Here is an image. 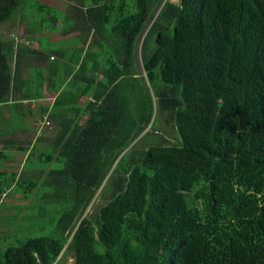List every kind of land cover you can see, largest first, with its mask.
<instances>
[{"label": "trees", "instance_id": "1", "mask_svg": "<svg viewBox=\"0 0 264 264\" xmlns=\"http://www.w3.org/2000/svg\"><path fill=\"white\" fill-rule=\"evenodd\" d=\"M21 3L0 0V25ZM82 15L63 31L91 36L64 72L27 40L0 34V105L11 121L44 83L60 89L45 109L51 130H35L28 154L37 153L0 192L26 199L48 189L41 198L64 204L50 235L6 247L0 264L67 255L70 264H264V0H91ZM22 56L46 66L22 69ZM158 120L177 140L136 148ZM51 161L59 165H32ZM98 190L107 200L89 212Z\"/></svg>", "mask_w": 264, "mask_h": 264}, {"label": "crops", "instance_id": "2", "mask_svg": "<svg viewBox=\"0 0 264 264\" xmlns=\"http://www.w3.org/2000/svg\"><path fill=\"white\" fill-rule=\"evenodd\" d=\"M87 4L84 0H22L19 11L11 22L12 25H15V29H9L8 31L1 30L0 34L9 35L13 33L21 40H27L28 47L46 53L49 60H57V63L62 67V71L64 65L71 64L69 63V57L72 50L82 48L81 54H83L87 47L91 32L79 34L78 30L63 31L65 23L85 20L82 10H84ZM43 36L48 38L54 46L53 50L48 51L49 53L45 51L40 41V38ZM11 63L13 64V60ZM20 65L22 69L26 67L35 69L36 66H40L39 68L42 69V67L46 66V61L39 62L31 56H22L20 58ZM72 66L74 69L77 68V64H73ZM64 71L65 69H63ZM46 75L47 71H44L45 78ZM57 92L48 90L46 83H44L41 88V97L21 102L23 106H27L28 111L19 117V123L11 121L14 116H12V109H9L7 104L0 105L1 181L13 183V174L19 172L27 156L26 154L30 150V147L35 144L38 137L34 122L37 118L45 117V109L51 106ZM82 100L83 97H79L78 102ZM43 135L47 136L48 133H44ZM38 145H41V143L38 142ZM16 151L25 153L24 158L19 163L18 169H16L13 162L17 157ZM14 194L11 187H5L0 192V204H4L3 200L5 198L12 199Z\"/></svg>", "mask_w": 264, "mask_h": 264}, {"label": "rangeland", "instance_id": "3", "mask_svg": "<svg viewBox=\"0 0 264 264\" xmlns=\"http://www.w3.org/2000/svg\"><path fill=\"white\" fill-rule=\"evenodd\" d=\"M85 2L89 3L91 0H84ZM117 3L121 2V0H116ZM125 7H129L132 4V0H122ZM172 3H177L178 0H168ZM159 9H157L154 14L153 18L156 17ZM151 14V10H150ZM14 19V16L3 22L0 25V31H8L9 29H15V25H12L11 22ZM153 20V19H152ZM149 21L148 26L152 22ZM65 23L64 25H66ZM147 30V28H146ZM146 30L141 34L138 38L137 45L135 47V68L139 70L141 64V54H140V45L142 39L146 33ZM153 38V37H152ZM153 40V39H152ZM40 41L43 45V48L47 53L48 51L53 50V44L43 36L40 38ZM72 42V40H70ZM73 43V42H72ZM108 47L106 52L111 51L110 41L108 43ZM105 47V48H106ZM153 48V41H150L146 45V53L145 55H149ZM92 49H96L99 51L97 47H93ZM58 62V61H57ZM137 72V71H135ZM61 76L64 77V74L61 72L60 75L57 77L58 81L61 80ZM135 82L138 85V88H141L143 85L142 77L135 73ZM147 84V82H145ZM36 127V126H35ZM155 132H149L146 134L136 146V148H145L150 144H158L160 141L165 142L166 144H170L171 142H175L177 140V136L173 128L169 124H165L161 120H158L154 125ZM50 135L44 137V141L48 140ZM37 153V150L34 149L30 151V153L26 154L27 156L34 157ZM15 154L17 157L14 159V164L16 169L19 168V163L24 158L25 153L16 151ZM38 168L48 169L57 167L59 164L55 161H51L48 164L43 162L33 163ZM48 189H39L37 190V195H29L28 198L22 199L18 193H15L13 198H5L3 200L4 204H0V254L4 251V249L8 246H18L20 245L25 239L28 237L34 236H45L50 235L53 232V223L55 218L57 217L59 211L63 207L62 201L56 200L54 202H50L47 198H41L40 195H45L48 193ZM107 197L98 190L94 198L92 199L91 203L87 211L95 212L101 205L105 203ZM8 205V206H7ZM18 206L20 208L18 209ZM4 228L3 230H1ZM71 255H67L60 264H70L72 262Z\"/></svg>", "mask_w": 264, "mask_h": 264}, {"label": "built area", "instance_id": "4", "mask_svg": "<svg viewBox=\"0 0 264 264\" xmlns=\"http://www.w3.org/2000/svg\"><path fill=\"white\" fill-rule=\"evenodd\" d=\"M15 40L17 37H13ZM25 44H27V42H25ZM36 122H37V126H36V130H37V133L39 134L41 131H49L51 130V125L49 123V121L45 118H37L36 119Z\"/></svg>", "mask_w": 264, "mask_h": 264}]
</instances>
